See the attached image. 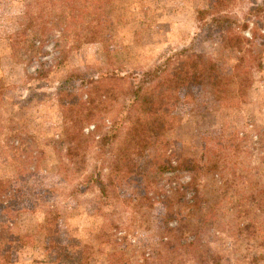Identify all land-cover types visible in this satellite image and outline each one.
<instances>
[{
	"label": "rangeland",
	"instance_id": "1",
	"mask_svg": "<svg viewBox=\"0 0 264 264\" xmlns=\"http://www.w3.org/2000/svg\"><path fill=\"white\" fill-rule=\"evenodd\" d=\"M95 1L0 0V190L9 188L0 201V243L8 239L10 255L4 259L2 247L0 264H80L86 257L88 264H200L214 255L221 264H263L264 0L223 8L237 22L226 27L245 39L240 48L212 22L210 0ZM89 28L106 40H77ZM187 51L212 59L225 75L246 69L253 84L226 105L193 87L173 112L145 121L151 147L136 158L135 174L114 178L115 190L101 201L89 180L104 161L101 178L109 184L115 158L102 157V136L119 122L134 82ZM112 69L120 71L114 107L83 128L94 139L75 171L62 143L59 95L86 101L93 81ZM206 153L218 169L198 172L193 182L183 163ZM171 163L177 168L163 171ZM50 209L57 235L39 228Z\"/></svg>",
	"mask_w": 264,
	"mask_h": 264
},
{
	"label": "trees",
	"instance_id": "2",
	"mask_svg": "<svg viewBox=\"0 0 264 264\" xmlns=\"http://www.w3.org/2000/svg\"><path fill=\"white\" fill-rule=\"evenodd\" d=\"M92 1L96 3L95 0ZM210 1L213 6L208 15L212 17V22L220 26L224 25L223 37L227 44L240 48L245 41L244 37L236 33L234 28H231L232 26L231 29L226 27L229 24H237L235 20L226 15L227 11L223 9L232 0ZM202 14L201 19H203ZM88 32L89 34L83 39L81 35L77 34V40L87 43L106 40L102 31L97 28H89ZM183 54L185 57L182 60L176 59V56L172 55L167 57L162 64L145 71L138 81L134 82V89L122 107L119 122L110 132L102 136L101 151L104 153L102 157L105 159L114 152L115 158L111 165L112 172L109 184H105L101 178L104 161L95 166L89 180L91 185L99 190L101 201L108 200L110 186L115 190L114 178L125 182L135 174L136 158L143 155L151 147V143L143 131L145 121L154 122L160 115L173 112L182 102L191 99L193 87L201 86L210 89L214 101L226 105L227 101L232 98H244L248 87L253 84L252 73L246 69L241 70L237 67L234 75H225L212 59L206 58L202 53L187 51L180 56ZM258 65L260 69L263 67L261 60ZM119 73L120 71L114 69L104 71L101 78L94 80L91 84L86 101H83V97L78 100L76 96L70 93L59 95V102L66 121L65 139L62 143L64 147L66 146L67 157L74 164L75 171L82 170L80 162L85 161L89 145L94 139L87 137L83 133V128L94 123L97 116L108 115L114 107L115 95L119 85ZM93 93L96 95L94 96ZM115 144H117V149H114ZM217 163L218 161L212 162L210 154L206 153L200 159L185 160L183 163L185 167L182 164V168L190 171L189 174L192 173L191 181L196 182L198 172L214 173L218 169ZM176 168L171 163L169 166H165L163 171L175 170ZM3 184L0 182V188L3 187ZM8 189L0 190V201L7 197ZM142 200L149 201L150 199L147 196L140 197L139 202ZM56 212L54 209L44 211V220L39 224V228L46 235H54V233L57 235L58 233ZM7 241L8 239L0 243V250L3 247V252L5 251V255L2 256L6 260L10 259V255L7 253L9 252L7 251ZM60 249L67 253L69 248L60 247ZM81 249V253H77V256L84 258L88 247L84 246ZM78 250L79 248L68 256L75 257ZM221 262L222 257L214 255L203 258L200 264H221ZM88 263L89 259L86 257L80 264Z\"/></svg>",
	"mask_w": 264,
	"mask_h": 264
}]
</instances>
